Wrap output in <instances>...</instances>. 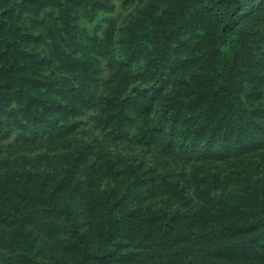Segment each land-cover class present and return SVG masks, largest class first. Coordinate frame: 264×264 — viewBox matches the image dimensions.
I'll use <instances>...</instances> for the list:
<instances>
[{"label": "rangeland", "instance_id": "1", "mask_svg": "<svg viewBox=\"0 0 264 264\" xmlns=\"http://www.w3.org/2000/svg\"><path fill=\"white\" fill-rule=\"evenodd\" d=\"M16 176L35 193L0 198V264H264V225L231 260L207 230L264 200V0H0Z\"/></svg>", "mask_w": 264, "mask_h": 264}, {"label": "trees", "instance_id": "2", "mask_svg": "<svg viewBox=\"0 0 264 264\" xmlns=\"http://www.w3.org/2000/svg\"><path fill=\"white\" fill-rule=\"evenodd\" d=\"M63 12L68 11V8L62 10ZM172 115L171 109H169L166 113V119L170 121V117ZM28 182L24 179L16 176L15 179L8 177L7 180L0 182V198L2 196H10L13 197L15 203L18 204L19 201H24L27 199V195L31 193H35V182L32 180L31 184H27ZM30 185V188L28 187ZM4 186V187H3ZM21 201V202H22ZM22 205V203H21ZM208 228L207 230H211V232L215 235L213 241L216 244L215 253L210 255L216 256L220 259L231 260L232 257L230 255V249L224 248L223 245H228L227 240L233 238L235 236H242L243 234L257 231L259 228L264 225V200L259 197L250 199L248 198V204L243 208L235 207L234 209L227 208L215 210L214 213H211L208 216ZM205 242L212 241L210 238L204 239ZM236 241L232 243H238L239 248H252L254 250L261 251L259 247L262 249L263 245L257 242L260 240V237L257 235L248 238L247 240H243L241 238H236ZM250 241L252 244H250ZM259 246V247H258ZM213 249V248H211ZM257 252V253H259Z\"/></svg>", "mask_w": 264, "mask_h": 264}]
</instances>
